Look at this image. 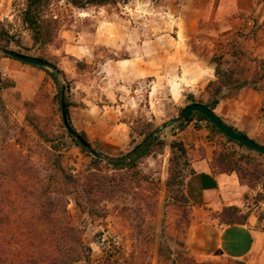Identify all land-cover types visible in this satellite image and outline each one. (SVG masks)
<instances>
[{
	"label": "rangeland",
	"instance_id": "374dc122",
	"mask_svg": "<svg viewBox=\"0 0 264 264\" xmlns=\"http://www.w3.org/2000/svg\"><path fill=\"white\" fill-rule=\"evenodd\" d=\"M24 1L0 0V15H4L0 20L9 31V37L0 40V73L5 82L1 92L4 108H0V151L7 148L6 142L18 141L16 149L22 154V162L34 166L32 173L48 178L55 173L57 162L77 175H86L93 168L101 171L100 176L105 180V193L101 194L100 201L103 216L90 218L82 214L73 200L68 206L74 220L86 227L84 240L92 248V263L102 264L112 256L123 261L137 253L142 264H246L224 257H196L188 247L187 236L192 225L213 219L217 214L204 213L184 197L185 182L194 172L193 151L204 150L187 139L202 124L207 128L211 134L210 145L215 146L210 169L215 173L235 172L250 188L248 202L236 213L235 220L246 222L255 214L263 229L264 155L229 141L206 121L194 119L183 129L178 126L180 122L172 123L191 103L209 105L237 90L229 92L230 85L216 76L211 87L195 95L186 93L182 103L173 104L164 92L165 83L161 82L156 88L162 98L158 104L155 98L151 102L149 98L153 78H140L147 75L142 71L145 66L152 70L160 64L167 66V72L175 79L178 77L177 58L166 59L168 53L176 50L172 44L176 27L169 5L177 1L131 0L127 4L78 9L67 0H53L52 10L61 20V26L59 40L48 48L46 58L61 72L59 76L66 88L65 100L70 104L69 117L75 131L82 133L79 122L84 107L99 105L109 110L118 103H129L131 107L124 116L133 137L128 151L143 141L141 134L146 124L152 130L161 128L159 134L165 145L155 148L133 169L124 171L107 166L103 159L108 156L100 143L89 141L90 147L102 158L96 159L69 137L62 119L60 89L50 73L2 54L3 50L10 49L28 56H41L30 32L14 15V3ZM256 33L253 30L252 34ZM237 44L238 39L233 35L226 38L213 62L221 73L231 72L242 83L244 77L251 75L254 65L250 57H238ZM160 53L164 58L159 57ZM127 59L132 60L130 65L135 70L131 82L122 75L125 69L119 64ZM263 73L264 60L257 64L249 80L251 84L261 81ZM122 95L125 96L121 102ZM30 120L41 122L39 130L29 125ZM44 138L54 142L47 143ZM174 143L183 144L186 157L178 147H172ZM51 145L55 149H50ZM8 178L5 177L6 199L16 201L20 195L10 197L9 190L21 184H13ZM22 178L29 181L25 174ZM252 190L258 191L256 197L250 196ZM17 227L16 223L10 227L7 223L1 230L9 234L11 228ZM7 240L10 244L16 242L10 236Z\"/></svg>",
	"mask_w": 264,
	"mask_h": 264
},
{
	"label": "crops",
	"instance_id": "0c3cea01",
	"mask_svg": "<svg viewBox=\"0 0 264 264\" xmlns=\"http://www.w3.org/2000/svg\"><path fill=\"white\" fill-rule=\"evenodd\" d=\"M176 1L169 5L176 27V35L172 37L176 50L168 53L166 59L177 58L178 77L175 79L168 73V67L163 64L155 65L152 70L145 66L142 71L147 75L140 78H153L150 102L153 98L158 104L162 100L161 92L156 90L161 82L165 83L164 92L173 104L182 103L186 93L195 95L206 89L216 80L213 57L223 47L226 38L232 35L238 39V57H250L254 65L251 75L243 78L251 80L257 64L264 60V0ZM3 17L1 14L0 18ZM253 30L257 33L252 34ZM159 57L164 58L161 53ZM131 61L119 62L125 69L122 75L127 82L135 78ZM124 96L119 97L121 102ZM129 105L118 103L109 110L106 106L88 105L81 110L79 124L82 133L90 142L100 143L104 154L110 158L129 152L131 127L124 120L130 111ZM214 111L226 124L264 145V77L257 83V88L250 84L227 95L217 103ZM193 131L187 141L204 150L193 151L194 172L185 182V195L192 206L204 213L217 215L192 225L187 236L190 251L201 258L224 257L246 264H264V229L258 225L255 214L244 223L221 222V213L226 208L244 209L249 186L235 172H213L210 162L215 146L210 145L212 142L208 136L211 134L203 124L202 128Z\"/></svg>",
	"mask_w": 264,
	"mask_h": 264
},
{
	"label": "trees",
	"instance_id": "16d2710c",
	"mask_svg": "<svg viewBox=\"0 0 264 264\" xmlns=\"http://www.w3.org/2000/svg\"><path fill=\"white\" fill-rule=\"evenodd\" d=\"M67 1L78 9H86L91 6L101 7L127 4L131 0ZM52 5L53 0H25L20 4L14 3V15L16 19L21 21L23 27L30 32L33 43L41 51L39 58L43 60H47L46 53L48 48L55 46L59 40L61 20L53 13ZM8 24L11 25L12 23L9 22ZM8 35L9 31L6 29L5 23L0 20V40H3ZM40 69L51 74L60 89L62 99V95H65L66 88L62 84L59 76L61 72L57 68V74L45 68ZM232 74L231 72L221 73L219 67H216L218 80L222 78V82L230 85L229 92L251 84L247 80L238 83ZM263 77L264 73L260 76V80ZM211 85H214V83H211L209 87ZM252 86L257 88L255 82H252ZM4 89L5 82L0 73V108H4L1 99V92ZM215 101L218 103L217 99ZM65 102L67 105L68 119L70 121V104L66 100ZM194 119L208 122L215 131L223 134L203 115L196 113L189 122ZM1 125L2 123L0 121V127ZM29 125L39 130L41 122L30 120ZM186 125L187 123L181 121L178 126L180 129H183ZM149 126L151 125L146 124L142 134L140 133L144 136L143 141L133 147L131 151L117 158L105 157L103 160L106 161L107 166L115 171L133 169L139 161L149 156L155 148H162L165 142L160 138L159 133L161 128L152 130L148 128ZM67 134L84 151H89L71 133L67 131ZM80 136L90 146L86 135L81 133ZM44 140L50 144L54 142V140H48L47 138H44ZM228 140L234 142L229 138ZM236 144L244 147L239 143ZM6 145L7 148L0 151V264H93L92 248L84 240L86 227L74 220L68 210V206L71 200H73L82 214H86L90 218L103 216L100 201L101 194L105 193L103 189L105 180L103 176H100L99 172L101 171L93 168L86 175H77L73 171L69 172L62 164L57 162L54 165L55 173H53L52 177L49 176L50 178H48L42 174L32 173L34 166L27 164L26 161L24 163L22 162V154L16 149L18 141L11 140L6 142ZM172 147L175 149L178 147L184 157L187 156V150L183 144L174 143ZM49 148L55 149L52 145ZM49 148H46V150ZM49 154H51V151ZM96 159L102 158L99 155ZM24 174L28 177L29 181H23L22 176ZM5 177H10L8 179L13 180V184H21L20 187L13 186L9 190L10 197L20 195L21 198L16 201L6 199L5 191L7 189V183ZM106 183L110 184L111 182L110 180L107 181L106 178ZM184 197L188 200L186 195ZM6 207L8 208L7 211H5ZM9 211H11L10 214ZM237 212H239V208L237 207L226 208L221 214L223 216H221L222 222L227 224L244 223L235 220L234 217ZM7 223L9 227L12 223H16L18 227L11 228L10 233L6 234L1 230V227L3 228ZM8 236L16 242L10 244L7 240ZM140 263L139 255L132 253L131 257L123 261L116 256H112L102 264Z\"/></svg>",
	"mask_w": 264,
	"mask_h": 264
},
{
	"label": "water",
	"instance_id": "95a60500",
	"mask_svg": "<svg viewBox=\"0 0 264 264\" xmlns=\"http://www.w3.org/2000/svg\"><path fill=\"white\" fill-rule=\"evenodd\" d=\"M2 54L6 57L15 59L21 63L31 65L33 67H40L48 69L49 71L57 74L56 67L53 63L47 60H43L39 57H33L28 56L22 53H18L16 51L5 49L2 51ZM217 104L216 101L212 102L209 105L202 104L199 102H194L188 105L186 108H184L178 119L172 121L173 124L179 123L181 121L188 123L194 114L199 113L203 115L206 119L209 120V122L214 125L220 132H222L226 137L231 139L232 141L239 143L246 147L247 149L251 151L258 152L262 155H264V145H260L257 142H255L253 139L244 136L242 133L238 132L228 124H226L213 110V107ZM61 112H62V119L65 128L69 133H71L84 147L89 149L91 154L94 157H98L99 154L95 150H93L89 144L78 134L74 131L72 128L70 121L68 119V111H67V105L65 102V95H62L61 99Z\"/></svg>",
	"mask_w": 264,
	"mask_h": 264
},
{
	"label": "built area",
	"instance_id": "2783aa9c",
	"mask_svg": "<svg viewBox=\"0 0 264 264\" xmlns=\"http://www.w3.org/2000/svg\"><path fill=\"white\" fill-rule=\"evenodd\" d=\"M258 195V191L257 190H252L250 193V196L252 197H256Z\"/></svg>",
	"mask_w": 264,
	"mask_h": 264
}]
</instances>
